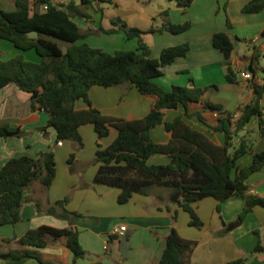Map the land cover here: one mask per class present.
<instances>
[{
  "label": "crops",
  "instance_id": "crops-1",
  "mask_svg": "<svg viewBox=\"0 0 264 264\" xmlns=\"http://www.w3.org/2000/svg\"><path fill=\"white\" fill-rule=\"evenodd\" d=\"M4 1L7 2L0 3L1 10H15L14 0ZM165 1L166 4L155 11H147L151 0H113V4L106 8L96 4L101 11L99 27L104 30L116 29L114 22H124L128 27L142 31L154 28L153 33L142 35V40L155 59L159 58L163 48L187 43L189 50L186 56L162 67V75L154 82L167 90L174 85L201 88L204 90L202 102L219 106L223 113L239 115V110L253 98L249 81L261 83L263 75L264 8L256 13H243L242 7L251 0H194L188 7H180L175 0ZM164 9L168 10L171 24L189 22L190 28L176 35L169 33L163 18L159 16ZM97 19L86 18L88 25H80L72 20L80 31L85 28L96 31ZM216 32H225L237 44L231 58L235 69L233 83L226 81L227 64L222 53L212 45ZM115 35L120 36L121 33ZM130 43L134 47L136 42ZM3 45L7 53L2 57L8 54L9 59L16 56L26 59V52L21 53L11 44H0V48ZM26 60L38 62L39 59L28 53ZM241 72L250 74L251 79H243ZM88 98L103 115L125 120L145 117L155 103L153 98L142 96L135 87L128 85L107 88L93 86L88 91ZM202 102L190 103L187 112L190 115L200 113L204 123L195 116L183 119L214 143L222 145L224 135L211 130L216 125L217 116L204 109ZM259 104L262 115L254 117L239 133L240 137L245 136L252 143L254 152L264 150V94ZM74 107L82 110L87 108V104L80 99L75 101ZM184 111L182 107L164 110V123L183 116ZM48 119L47 112L41 111L37 105L32 106L29 93L19 90L14 84L0 89V122L9 130L23 133L21 137H0V168L11 158H35L45 151L53 152L55 162V177L50 187L44 189L34 182L24 192L21 220L14 225L0 226L1 253L28 249L17 244L16 239L40 225L68 227L67 221L45 213L49 204L68 197L66 208L82 216L72 225L84 251V256L76 264H158L163 241L170 228H174L183 239L196 242L191 264H226L238 259H243L245 264H264V208H253L241 223L235 224L243 210L244 200L241 197H231L222 202L207 197L193 204L203 224L201 229H197L189 225V216L181 206L168 200L165 189L154 188L146 196L133 194L127 203L119 204V189L93 182L98 169V164L94 162L97 143L103 148L109 146L116 138L117 131L110 128L108 136L99 140L93 125L84 124L78 129L83 146L78 147L71 141L57 140L52 127L47 128L45 135L41 128ZM164 123L150 130L153 142L165 144L169 141L170 133L166 131ZM70 154H74L71 164L68 163ZM168 162L169 158L162 154L152 155L146 161L148 165H166ZM251 163L252 156L245 155L238 160L237 168L240 170ZM245 184L251 195L264 198V164L259 171L247 177ZM34 200L40 202L42 211L36 209ZM233 223L234 227L229 230L228 226ZM120 226L126 228V256L120 250L119 241L114 240L115 236H119L115 230ZM258 244L263 251L254 252ZM35 251L43 261L51 264L72 263L73 255L65 247L64 239L50 242L45 248ZM5 262L38 264L31 258Z\"/></svg>",
  "mask_w": 264,
  "mask_h": 264
},
{
  "label": "trees",
  "instance_id": "trees-1",
  "mask_svg": "<svg viewBox=\"0 0 264 264\" xmlns=\"http://www.w3.org/2000/svg\"><path fill=\"white\" fill-rule=\"evenodd\" d=\"M55 1L14 0L15 10L8 12L0 9V40L8 41L20 51L33 50L39 59L38 62H32L16 56L7 61L0 60V89L14 84L19 90L31 95L32 106L37 105L40 110L49 114L46 125L41 128L45 135L47 128L52 127L56 131L57 140H68L82 147L78 131L80 126L92 124L99 140L107 137L110 128H114L117 136L109 146L103 148L97 143L94 162L98 164V169L93 182L119 189V204L127 203L133 194L146 196L154 188L165 189L168 200L179 204L189 216V225L197 229H201L203 224L193 204L207 197L219 202L231 197H241L244 200L243 210L235 224L241 223L253 208H264V198L251 195L245 184L247 177L263 166L264 150L254 152L252 143L245 136H239L254 117L262 115L259 101L264 94V68L261 83L249 79L253 98L233 118V115L223 113L219 106L202 102L204 90L201 88L174 85L167 90L154 82L155 78L162 75V67L171 64L176 58L186 56L189 50L187 43L165 47L159 58L155 59L142 40V35L153 33L154 28L142 31L128 27L124 22H114L116 29L104 30L99 27L92 33L122 32L126 40L135 39L137 47L134 50L108 53L85 42L78 43L84 34L72 19L75 16L86 17L82 7L113 4V0H64L57 5ZM175 1L180 7H188L194 0ZM43 7L45 10H42ZM263 8L264 0H251L241 11L256 13ZM159 16L163 18L166 30L171 34H180L190 28L189 22L171 24L166 10L161 11ZM32 31L38 33L37 38L27 37ZM212 45L222 53L227 64L226 81L233 83L235 69L231 58L234 42L225 32H216L212 37ZM63 48H66L65 54ZM123 85L133 86L142 96L155 100L145 117L125 120L103 115L91 105L88 98L91 87ZM80 99L87 104L86 109H75L74 103ZM199 102L203 103L204 109L217 115L216 125L211 130L224 135L222 145L214 143L184 121L183 117L195 116L204 123L200 113L190 115L187 112L190 103ZM178 107L185 110L183 116L164 123V110ZM162 123L170 133V139L165 144H158L151 140L150 130ZM22 135L20 130H9L0 122V137ZM155 154L166 155L169 162L166 165H148L147 159ZM245 155L252 156V163L239 170L237 162ZM73 161L74 154H70L68 163ZM54 177L52 151L40 152L35 158L21 156L9 159L0 168V226L18 223L21 220L24 192L34 182L48 189ZM67 202L68 197H65L49 204L45 213L67 221L68 227L40 225L30 229L16 239L17 244L28 249L22 252H0V260L31 258L38 264H51L43 261L35 250L64 239L65 247L73 255L71 264H76L84 256V251L72 225L82 216L69 211L66 208ZM34 203L36 209L42 211L40 202L34 200ZM172 221H175V216ZM195 246V241L183 239L174 228H170L164 238L158 264H191ZM261 251L263 247L258 244L254 252ZM226 264H245V261L238 259Z\"/></svg>",
  "mask_w": 264,
  "mask_h": 264
},
{
  "label": "rangeland",
  "instance_id": "rangeland-1",
  "mask_svg": "<svg viewBox=\"0 0 264 264\" xmlns=\"http://www.w3.org/2000/svg\"><path fill=\"white\" fill-rule=\"evenodd\" d=\"M2 2H7V1L0 0V3H2ZM163 4H166L165 0H151V2L147 6V11H149V10L155 11V10L159 9L160 6H163ZM101 5H102L101 7L106 8V6H109L110 4L103 3ZM98 7L99 6H97L96 4H93L92 6L81 8L84 15L86 17H88L89 19H93L94 17L98 18L97 19L98 23L96 25L97 29L99 28V23H100L99 19H100V12H101ZM164 10H166L168 12L167 9H164ZM86 17L75 16V17H73V19H74V21H76L80 25H88V22L86 23V21H85ZM115 21H118V19H116ZM83 27H85V26H83ZM89 31L90 30H87L86 28L84 31H81L82 34H84V36L78 41V43L85 42L89 46H92L93 48H97V49H100V50L108 52V53H113L114 51H117V50H134L137 47V41L133 40L134 42H136L135 46L134 47L130 46L129 45V44H131L130 42H133V41L124 39V34L122 32H118V33H121V35L117 36V35H115L117 33H114L111 35V34H103V33H92V31H90V32ZM241 43L243 44L244 41L242 40ZM0 44L10 45V43L8 41H1V40H0ZM130 47H131V49H129ZM5 51H6V47H5V45H3V47L0 48V60H2V61L9 60L8 54H7V56L2 57V55L4 53H7ZM20 52L22 53V51H20ZM24 52H26V54H25L26 59H28V53L32 54V56H34V57H37L33 50H28V51H24ZM241 57H243V56H241ZM242 60L244 61L243 58H242ZM233 224H230L228 226V228H230V226H232ZM0 264H6V262L3 260H0Z\"/></svg>",
  "mask_w": 264,
  "mask_h": 264
},
{
  "label": "water",
  "instance_id": "water-1",
  "mask_svg": "<svg viewBox=\"0 0 264 264\" xmlns=\"http://www.w3.org/2000/svg\"><path fill=\"white\" fill-rule=\"evenodd\" d=\"M27 37L28 38H31V39H35L38 37V33L36 31H32V32H29L27 34ZM237 49V44H234V50ZM63 53L65 54L66 53V48H63ZM235 224H233L232 226H230V228L228 229H231L232 227H234ZM114 240L115 241H119L120 243V250L123 254V256H126V250H127V236H115L114 237Z\"/></svg>",
  "mask_w": 264,
  "mask_h": 264
},
{
  "label": "built area",
  "instance_id": "built-area-1",
  "mask_svg": "<svg viewBox=\"0 0 264 264\" xmlns=\"http://www.w3.org/2000/svg\"><path fill=\"white\" fill-rule=\"evenodd\" d=\"M63 2H64V0H56V1H55V4H56V5H57V4H61V3H63ZM42 10H45V7H43ZM240 75H241V77H242L243 79H245V80H249V79L251 78L250 74H248V73H246V72H241ZM41 111H43V110L41 109ZM215 115H216V114H215ZM216 116H217V115H216ZM236 117H237V115H234V116H233V118H236ZM125 230H126L125 226H120L118 229L115 230V233L118 234L119 236H124V232H125Z\"/></svg>",
  "mask_w": 264,
  "mask_h": 264
}]
</instances>
